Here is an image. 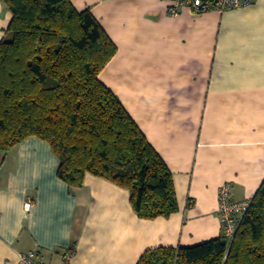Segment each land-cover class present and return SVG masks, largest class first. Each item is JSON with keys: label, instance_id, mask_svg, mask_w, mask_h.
Wrapping results in <instances>:
<instances>
[{"label": "crops", "instance_id": "obj_1", "mask_svg": "<svg viewBox=\"0 0 264 264\" xmlns=\"http://www.w3.org/2000/svg\"><path fill=\"white\" fill-rule=\"evenodd\" d=\"M70 1L116 46L98 77L166 163L178 210L140 218L127 189L91 173L68 186L48 143L30 136L0 166V264L26 251L41 264H64L66 251L68 264H136L149 248L218 237L221 185L241 201L264 180V0L177 15L163 0ZM11 18L0 0V40Z\"/></svg>", "mask_w": 264, "mask_h": 264}, {"label": "trees", "instance_id": "obj_2", "mask_svg": "<svg viewBox=\"0 0 264 264\" xmlns=\"http://www.w3.org/2000/svg\"><path fill=\"white\" fill-rule=\"evenodd\" d=\"M2 2L12 18L0 40V166L36 136L68 186L91 173L127 189L140 218L176 212L166 163L98 77L116 46L95 17L70 0ZM231 238L223 229L196 245L149 248L136 264H264V180Z\"/></svg>", "mask_w": 264, "mask_h": 264}, {"label": "built area", "instance_id": "obj_3", "mask_svg": "<svg viewBox=\"0 0 264 264\" xmlns=\"http://www.w3.org/2000/svg\"><path fill=\"white\" fill-rule=\"evenodd\" d=\"M167 3L169 15H177L185 9L195 13H203L216 10L222 13L226 10L238 9L250 5L254 0H163ZM253 197V196H252ZM252 197L241 201L233 200L230 196L229 183H223L219 189L218 213L221 216L224 233L230 238L237 229ZM34 205L33 199L24 202V211L29 213ZM35 251L18 253L19 264H41L36 260ZM71 257L70 252L64 253V264H68Z\"/></svg>", "mask_w": 264, "mask_h": 264}, {"label": "water", "instance_id": "obj_4", "mask_svg": "<svg viewBox=\"0 0 264 264\" xmlns=\"http://www.w3.org/2000/svg\"><path fill=\"white\" fill-rule=\"evenodd\" d=\"M237 228H238V227H237ZM236 230H237V229H236ZM236 230H235V232H236ZM235 232H234V234H235ZM234 234H233L232 238L230 239V243H231L232 240H233Z\"/></svg>", "mask_w": 264, "mask_h": 264}, {"label": "rangeland", "instance_id": "obj_5", "mask_svg": "<svg viewBox=\"0 0 264 264\" xmlns=\"http://www.w3.org/2000/svg\"><path fill=\"white\" fill-rule=\"evenodd\" d=\"M9 37V34L7 35V38Z\"/></svg>", "mask_w": 264, "mask_h": 264}]
</instances>
